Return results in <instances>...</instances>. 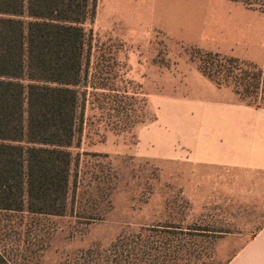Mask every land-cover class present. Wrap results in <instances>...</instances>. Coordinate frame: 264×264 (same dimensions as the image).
<instances>
[{"label":"rangeland","instance_id":"rangeland-1","mask_svg":"<svg viewBox=\"0 0 264 264\" xmlns=\"http://www.w3.org/2000/svg\"><path fill=\"white\" fill-rule=\"evenodd\" d=\"M85 28L89 88L70 209L0 211V252L11 264H83L80 253L122 235L196 223L225 232L210 254L228 264L264 224L249 180L264 172L229 162L232 116L246 104L203 76L197 58L218 52L264 68V13L232 0H98Z\"/></svg>","mask_w":264,"mask_h":264},{"label":"trees","instance_id":"trees-1","mask_svg":"<svg viewBox=\"0 0 264 264\" xmlns=\"http://www.w3.org/2000/svg\"><path fill=\"white\" fill-rule=\"evenodd\" d=\"M232 1L264 13L256 1ZM97 3L0 0V211L68 214L76 181L71 149L83 136L89 88L85 25ZM197 60L218 87H232L241 103L264 109V68L211 51ZM223 233L167 224L80 254L83 264H213L210 251ZM0 264H11L1 252Z\"/></svg>","mask_w":264,"mask_h":264},{"label":"crops","instance_id":"crops-1","mask_svg":"<svg viewBox=\"0 0 264 264\" xmlns=\"http://www.w3.org/2000/svg\"><path fill=\"white\" fill-rule=\"evenodd\" d=\"M241 107L246 110L233 114L232 128L234 131L232 130L230 134V141L231 144L235 143V155L237 154L238 158L229 162H247L246 167L264 172V109H256L246 105H241ZM237 128L240 129L238 133ZM249 180L251 185L250 197L264 199V175L261 174L260 178L251 177ZM228 264H264V224L237 251Z\"/></svg>","mask_w":264,"mask_h":264}]
</instances>
